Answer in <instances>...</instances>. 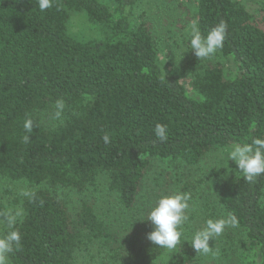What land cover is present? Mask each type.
Returning a JSON list of instances; mask_svg holds the SVG:
<instances>
[{
	"label": "trees",
	"instance_id": "16d2710c",
	"mask_svg": "<svg viewBox=\"0 0 264 264\" xmlns=\"http://www.w3.org/2000/svg\"><path fill=\"white\" fill-rule=\"evenodd\" d=\"M138 1L52 0L41 12L37 0H0V177L35 192L15 200L24 217L11 264H78L77 253L94 246L95 264H201L185 239L194 212L185 210L181 239L167 249L147 239L146 221L117 229L90 200L73 208L59 191L83 194L104 182L131 209L155 160L196 166L212 152L264 137V0L256 11L241 0L182 5L204 35L224 21L218 52L235 66L196 64L186 77L163 67L149 14L133 17ZM71 10L94 25L92 38L70 34ZM58 100L65 108L56 118ZM157 123L167 127V140L156 137ZM197 182L179 189L190 194L189 205ZM224 208L257 243L255 264H264V174L252 182L234 174Z\"/></svg>",
	"mask_w": 264,
	"mask_h": 264
},
{
	"label": "rangeland",
	"instance_id": "374dc122",
	"mask_svg": "<svg viewBox=\"0 0 264 264\" xmlns=\"http://www.w3.org/2000/svg\"><path fill=\"white\" fill-rule=\"evenodd\" d=\"M241 1L251 11H256L262 3V0ZM187 3L188 0H139L133 9V17L138 16L143 11L149 14L160 42L163 67L166 70L183 73L186 77L187 69L196 68V64L203 65L218 61L225 65L228 72L234 71L233 62L224 58L218 50L212 56L201 60L195 56L186 36V29L189 23L194 20L193 16L186 13L182 6ZM69 32L81 40L90 39L95 35L94 25L88 21L83 12L76 10H71ZM230 149L231 147L212 152L202 163L196 166H184L162 159L155 160L147 174L144 189L140 193L136 205L131 209L123 208L118 203L117 195L109 190L104 182H99L96 189L92 187L83 194L74 190H60L59 194L73 208H75L74 206L78 207L82 200H90L108 224L117 229L126 230L143 221L150 224L153 229L154 226L147 219V216L157 200L163 195L179 191L182 183L187 180L200 181L196 183L193 202L186 209L188 214L194 212L197 215V219L189 230L190 232L187 231L188 234L186 232L185 235L186 243L197 252L190 243L195 231L201 229L209 218L230 217L225 211L224 200L234 174L239 172L236 163L229 160ZM22 188H27L25 183L0 177V206L3 209L0 212V221L4 219V212L15 207H21L15 200L20 196ZM3 227L5 226L0 223V232ZM178 227L185 230L184 222ZM238 229V227L227 226L219 237L210 241V251L208 253L197 252L201 264H227L232 262L255 264L259 261L257 243L239 233ZM98 249L94 246L89 251H79L77 253V263L95 264L93 256L97 255ZM97 260L100 261L101 257H98ZM9 264H11L10 261Z\"/></svg>",
	"mask_w": 264,
	"mask_h": 264
},
{
	"label": "clouds",
	"instance_id": "9594fccd",
	"mask_svg": "<svg viewBox=\"0 0 264 264\" xmlns=\"http://www.w3.org/2000/svg\"><path fill=\"white\" fill-rule=\"evenodd\" d=\"M41 12L52 7V0H37ZM227 35V27L224 21H220L211 28L207 35L202 34L198 23L193 20L186 29V36L190 42V48L194 50L196 57L201 60L212 56L217 50L223 48V43ZM65 108L63 101L55 103V116L59 118ZM26 132L31 133L34 127L33 120L26 118L23 124ZM156 137L160 141L167 140V127L157 123L154 128ZM30 137L24 136L27 143ZM105 143L110 142V137L106 133L103 136ZM229 160L234 161L238 169L243 173V178L252 182L261 174H264V137H254L251 143H236L231 146ZM20 195L32 199L35 192L22 188ZM189 193L175 191L171 194L161 196L148 213L147 219L154 226L153 230L147 234V239L153 244L167 249H174L181 239L182 233L178 226L185 222L188 217L185 210L189 208ZM3 221H0L7 229L5 234L0 235V264H9V253L21 245L22 234L17 225L22 222L24 210L22 207H15L3 213ZM227 226L238 227L235 217L209 218L204 226L195 231L191 239V246L197 252L208 253L210 251V241L219 237Z\"/></svg>",
	"mask_w": 264,
	"mask_h": 264
}]
</instances>
